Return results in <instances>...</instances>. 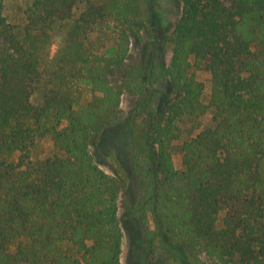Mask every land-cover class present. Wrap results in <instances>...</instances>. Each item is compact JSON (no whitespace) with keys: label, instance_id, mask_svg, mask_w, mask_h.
Returning a JSON list of instances; mask_svg holds the SVG:
<instances>
[{"label":"trees","instance_id":"16d2710c","mask_svg":"<svg viewBox=\"0 0 264 264\" xmlns=\"http://www.w3.org/2000/svg\"><path fill=\"white\" fill-rule=\"evenodd\" d=\"M160 2L32 0L17 31L0 0V264H122L126 181L91 148L122 118L125 94L135 98L127 123L139 188L128 211L152 261L160 252L157 264H264V0H181L172 32L157 35ZM79 8L64 63L44 72L41 50ZM104 18L117 24L116 47L91 52L84 36ZM144 39L147 51L134 50ZM202 67L209 104L193 70ZM80 77L86 103L72 89ZM163 80L174 98L158 107L152 87ZM209 107L211 124L183 140L178 168L182 122L200 128ZM39 136L58 152L34 160Z\"/></svg>","mask_w":264,"mask_h":264},{"label":"rangeland","instance_id":"374dc122","mask_svg":"<svg viewBox=\"0 0 264 264\" xmlns=\"http://www.w3.org/2000/svg\"><path fill=\"white\" fill-rule=\"evenodd\" d=\"M32 0H5V15L8 21L15 25L17 31L25 28L27 23V7ZM230 7L234 8V0H224ZM182 9L181 0H161L160 5L154 11L152 24L157 31V35H163L165 32L171 33L176 19L180 16ZM81 8L76 10L72 19L58 22L52 30L49 42L41 50V67L44 72L56 69L64 63L63 58L67 54L68 30L75 18L79 16ZM117 24L110 18L101 19L95 25L94 31L84 36L88 50L96 53H110L116 47L117 42ZM146 39L133 45V49L145 53ZM171 52L166 53V60L169 61ZM196 77L204 85L203 100L209 104L211 98V73L202 68H193ZM72 89L74 94L81 98V102L86 103L92 98L90 83L83 77L73 78ZM154 103L158 107H164L169 104L174 94L168 80H163L152 87ZM40 98L39 91L33 94V100L38 102ZM135 98L132 95L125 94L123 98L122 118L109 126L103 132L101 139L92 146L91 150L96 161L110 174L123 177L126 185L119 195L120 219L124 225V241L122 251V264H154L159 263L162 254L157 253L155 261H152L151 252L147 251L143 242V227L138 221L132 222L129 217L128 207L136 203L139 196V188L136 184L132 167V138L130 135L127 114L134 104ZM212 108L200 118L201 127L194 129L190 120L182 122L183 134L181 139L176 140L174 147V158L178 168H181L180 144L184 139L195 136L203 128L212 122ZM31 157L34 160L43 159L52 156L58 152L53 140L49 136H39L35 139L31 147ZM16 152L15 155H18ZM17 157V156H16ZM225 211L219 215V226H223V217Z\"/></svg>","mask_w":264,"mask_h":264}]
</instances>
